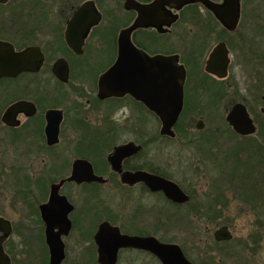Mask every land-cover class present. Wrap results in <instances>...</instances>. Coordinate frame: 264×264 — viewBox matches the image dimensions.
Segmentation results:
<instances>
[{
  "label": "flooded vegetation",
  "instance_id": "obj_1",
  "mask_svg": "<svg viewBox=\"0 0 264 264\" xmlns=\"http://www.w3.org/2000/svg\"><path fill=\"white\" fill-rule=\"evenodd\" d=\"M182 1L0 0V143L8 147L21 135L25 153L27 141L37 142V151L51 157L52 165L44 168L42 179L34 183L36 191L29 190L31 197L26 200L30 207L26 219L33 221L42 248H12L15 224L0 211L12 228L10 233L0 231L10 264H50L48 230L64 241L62 264H101L95 239L100 224L108 221L126 235L156 236L157 220L150 228L144 217L159 215V198L164 201L160 211L169 220L176 218L175 210L186 208L184 215H190V201L176 203L163 191L131 179L139 171L163 177L177 183L191 200L186 183L190 175L183 171L182 178L175 180L152 158L159 141L169 143L190 133L188 127H180L187 117L202 130L209 123L208 110L230 111L243 103L256 131L240 135L228 123L230 130L242 140L247 137L251 144L264 146L257 138H264V24L242 20L244 0L233 27L207 3L223 5L225 0ZM118 60L119 69L112 71ZM176 65L184 68L185 79L183 111L173 136L162 133V121L153 108L173 105ZM108 73L112 78L106 85L108 93L103 94L100 78ZM241 77H249L250 84L245 86ZM19 101L25 107L12 120L17 124L11 125L4 116ZM254 108L257 113L252 115ZM51 111H55L53 121L62 117L54 144L48 143L46 133ZM65 135L71 146L56 149ZM130 142L140 149L120 161V170L115 169L110 157L116 147ZM80 158L90 161L105 181L68 180ZM49 171H55V177ZM61 180L65 181L59 193L73 205L67 214L69 231L65 219L57 216L68 205L52 204L46 207V216L42 212L52 185ZM106 186L119 189L115 194L120 198V214L111 205L101 206L100 191ZM71 248L77 250L69 261ZM123 253L147 254L162 264L150 251L136 247L122 248L117 264Z\"/></svg>",
  "mask_w": 264,
  "mask_h": 264
},
{
  "label": "rangeland",
  "instance_id": "obj_2",
  "mask_svg": "<svg viewBox=\"0 0 264 264\" xmlns=\"http://www.w3.org/2000/svg\"><path fill=\"white\" fill-rule=\"evenodd\" d=\"M242 12L243 21H252L256 25L264 24V0H244ZM240 80L245 86L250 84L249 77H241ZM228 111L229 108L225 107L208 110L206 118L209 123L202 130L196 129L195 120L187 117L180 127H188L190 133L185 137L169 140L171 143L159 141L157 151L152 154V158L161 167L169 170L175 176V180L182 178V172L186 171L187 175H190V180L186 181L188 189L193 188L200 197L209 191L208 187L212 185L214 179L219 180V185H225L226 188L221 191L224 196L220 194L221 200H217L220 202L218 208L223 210L219 219L213 221L212 217L215 215L211 213L207 216L192 214L189 207L190 215H184L186 208L175 210L176 218L173 221L169 220V217L164 216L160 211L164 203L161 198H159V215L157 217L148 215L144 218L150 228L152 221L157 220L155 235L164 242L180 244L188 257L194 261H203L206 264H264V224L260 226L258 221L263 218L261 207L251 208L240 199L236 183H231L227 177L230 165L225 168L224 173L221 171L224 168L219 164L218 159L216 160L219 154L222 157L227 150L242 142V138L235 136L230 130L226 121ZM251 113L255 115L257 110L254 108ZM160 126L159 123V130ZM17 133L21 134L22 129ZM257 138L264 144L262 136ZM191 139L195 142L185 145ZM70 141L69 136H63L56 149L70 147ZM36 144L37 142L27 141L25 153L21 135L19 140L13 141L8 147L0 143V171L3 173V175L0 173V211L7 213L15 224L12 248H42L41 238L33 227V221L26 219V212L30 209L26 206V200L31 197L29 190L36 191L37 185L35 186L34 183L42 179L44 168L48 164L51 165L49 162L51 157L42 156L41 152L37 151ZM54 172L49 171L48 175L55 177ZM116 191L119 189L103 187L100 191L101 206L111 205L114 212L120 214L121 203L119 196L115 194ZM34 196L36 199L39 198L37 194ZM177 215H179L178 219ZM223 225L229 226L233 239L229 245L218 246L215 243L214 232ZM219 248H224L223 251L226 253ZM76 250L77 248H71L69 251V261L75 258ZM119 264L160 263L147 254L123 253Z\"/></svg>",
  "mask_w": 264,
  "mask_h": 264
},
{
  "label": "water",
  "instance_id": "obj_3",
  "mask_svg": "<svg viewBox=\"0 0 264 264\" xmlns=\"http://www.w3.org/2000/svg\"><path fill=\"white\" fill-rule=\"evenodd\" d=\"M178 1V0H175ZM186 1H200V0H184ZM208 5L221 17V19L227 23L230 27H233L240 18V0H225L223 5H217L211 1H207ZM121 47L123 45L121 44ZM124 53L122 48L120 49V55ZM161 58L162 56H158ZM216 57L215 53L212 56ZM120 60L113 67V70L119 69ZM181 66H175V73L173 75L174 85L173 94V105L171 107H154L153 109L158 113L162 121V133L168 135H175L174 127L176 126L179 117L183 111V80L185 79V74ZM226 74H220V76H225ZM110 78H112L109 73L100 78V90L103 94H107L106 85L108 84ZM133 91V90H131ZM117 94L120 92H116ZM25 107L24 101H19L12 105L4 116V120L8 123L17 124V121L12 122L16 115L23 111ZM53 112L48 113V124L46 127V133L48 135V143L54 144L58 141L60 123L62 120L61 115H58L56 120L53 121ZM226 119L228 123L233 127V129L240 135H249L256 131V126L254 121L248 112L247 107L243 103H237L228 112ZM198 128H203V123L200 121L197 124ZM140 149L139 146L135 145L133 142L120 145L116 147L114 154L110 157L115 169L120 170V161L136 152ZM70 181L83 182V181H100L103 182L105 179L103 176L97 175L93 169L92 164L87 159H77L73 163V171L70 177L67 178ZM133 181H144L148 186L154 191H163L165 195L176 203H186L190 201V196L185 193L181 187L174 181L165 179L160 176L151 175L145 171H139L131 176ZM65 180H61L59 183L52 185L50 200L47 204L42 206V212L45 214L46 207L52 204H66L68 208L65 212L57 214L60 218L66 221L67 231L71 228L70 221H67V214L73 209V205L70 204L65 195L59 193L60 187ZM46 216V214L44 215ZM4 230L5 233H10L12 228L9 221L0 217V231ZM214 238L218 242L231 241L233 239V233L228 225H223L215 230ZM96 243L98 245V260L101 264H117L119 251L126 247H136L150 251L158 257L162 264H195L185 253L182 246L178 243L164 242L158 237L149 236H132L121 233L118 226L112 225L108 221H104L100 224L99 229L95 236ZM47 242L51 253V263L50 264H62L65 259V244L61 239L60 235H56L48 230ZM2 240L0 238V264H10L9 261L5 259V254L3 251Z\"/></svg>",
  "mask_w": 264,
  "mask_h": 264
},
{
  "label": "trees",
  "instance_id": "obj_4",
  "mask_svg": "<svg viewBox=\"0 0 264 264\" xmlns=\"http://www.w3.org/2000/svg\"><path fill=\"white\" fill-rule=\"evenodd\" d=\"M180 129V128H179ZM182 131H180L181 133ZM219 164L222 166L221 171L224 172L225 168L230 165L227 170L228 179L231 183H236L237 193L240 199L251 208L261 207L263 218H260L259 225L264 224V146L258 147L256 144H251L249 138L245 137L240 145L232 147L227 152L216 157ZM213 171H215L213 169ZM225 173V172H224ZM211 174V172H209ZM218 176V173H217ZM219 180L214 179L211 186L208 187L209 191L203 196H198L193 188L189 191L191 200L188 205L191 207V213L195 215L207 214L215 215L212 217L213 221H217L221 215V209L218 208L221 200L220 197L224 196L221 192L225 185H219ZM226 188V187H225ZM222 196H221V195ZM100 200V198H99ZM213 211V212H212ZM218 246H226L231 241L215 242ZM220 251L226 253L224 248H219ZM194 261V260H193ZM196 264H206L205 262H197Z\"/></svg>",
  "mask_w": 264,
  "mask_h": 264
}]
</instances>
